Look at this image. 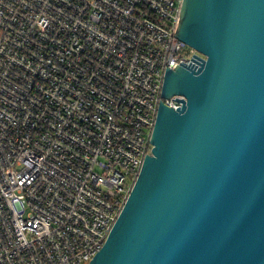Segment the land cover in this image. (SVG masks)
<instances>
[{
    "label": "built area",
    "instance_id": "1",
    "mask_svg": "<svg viewBox=\"0 0 264 264\" xmlns=\"http://www.w3.org/2000/svg\"><path fill=\"white\" fill-rule=\"evenodd\" d=\"M184 0H0V264H90L147 156L166 74L206 57Z\"/></svg>",
    "mask_w": 264,
    "mask_h": 264
},
{
    "label": "water",
    "instance_id": "2",
    "mask_svg": "<svg viewBox=\"0 0 264 264\" xmlns=\"http://www.w3.org/2000/svg\"><path fill=\"white\" fill-rule=\"evenodd\" d=\"M145 159L90 264H264V0H184Z\"/></svg>",
    "mask_w": 264,
    "mask_h": 264
}]
</instances>
